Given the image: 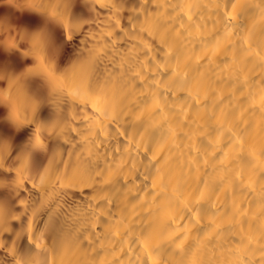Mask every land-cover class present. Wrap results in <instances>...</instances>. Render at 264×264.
I'll list each match as a JSON object with an SVG mask.
<instances>
[{"label": "bare ground", "instance_id": "6f19581e", "mask_svg": "<svg viewBox=\"0 0 264 264\" xmlns=\"http://www.w3.org/2000/svg\"><path fill=\"white\" fill-rule=\"evenodd\" d=\"M44 13L68 38L18 58L52 121L38 168L0 149V264H264V0H0L5 57ZM31 88L0 73V109Z\"/></svg>", "mask_w": 264, "mask_h": 264}, {"label": "snow or ice", "instance_id": "6c2138e0", "mask_svg": "<svg viewBox=\"0 0 264 264\" xmlns=\"http://www.w3.org/2000/svg\"><path fill=\"white\" fill-rule=\"evenodd\" d=\"M16 26L19 48L15 44L11 45V54L8 57L4 56L3 49L0 48V73L16 76L32 85L31 95L35 101V116L32 119L25 116L24 120L20 121L10 112L6 113L4 109H0V149L11 143L14 146L13 156L18 163L28 157L31 165L38 168L41 154L45 151L41 141L49 139L45 133L52 121V115L46 109L48 100L44 95L43 85L38 80L28 79L29 72L18 58L34 56L36 52H40L44 57V64H49L55 60L56 51L68 37L60 30L62 25L58 14L44 13L27 20H19L16 21ZM67 31L72 32L74 28L70 26Z\"/></svg>", "mask_w": 264, "mask_h": 264}]
</instances>
